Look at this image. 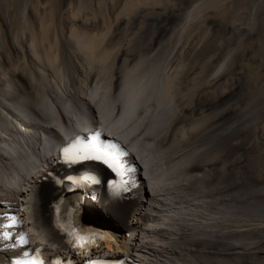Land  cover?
<instances>
[{
	"label": "bare ground",
	"instance_id": "bare-ground-1",
	"mask_svg": "<svg viewBox=\"0 0 264 264\" xmlns=\"http://www.w3.org/2000/svg\"><path fill=\"white\" fill-rule=\"evenodd\" d=\"M87 45L76 74L88 89L42 81L37 108L0 118V233H9L0 238V264L36 248L44 264H230L242 255V234L227 215L206 213L218 167L199 147L217 140L220 118H187L201 105L182 62L137 59L103 37ZM49 56L56 60L57 51ZM23 68L17 83L34 86L33 69ZM97 133L124 153L127 190L109 186L119 178L100 161L64 162L63 148ZM85 173L99 182L66 179Z\"/></svg>",
	"mask_w": 264,
	"mask_h": 264
},
{
	"label": "rangeland",
	"instance_id": "rangeland-1",
	"mask_svg": "<svg viewBox=\"0 0 264 264\" xmlns=\"http://www.w3.org/2000/svg\"><path fill=\"white\" fill-rule=\"evenodd\" d=\"M100 37L137 59L182 62L201 105L187 118H220L217 140L199 144L218 167L206 213L227 215L242 234V255L230 264H264V0H0V118L37 108L42 81L88 89L76 68ZM23 67L33 69L34 86L17 83Z\"/></svg>",
	"mask_w": 264,
	"mask_h": 264
},
{
	"label": "snow or ice",
	"instance_id": "snow-or-ice-1",
	"mask_svg": "<svg viewBox=\"0 0 264 264\" xmlns=\"http://www.w3.org/2000/svg\"><path fill=\"white\" fill-rule=\"evenodd\" d=\"M115 145H106L100 142L99 134L90 135L86 142H75L63 148L61 150L62 156L64 157L65 163H78L83 160H95L100 161L111 169L116 176L119 178L118 181H108L110 187H115V190H127L128 180V169L126 168L121 157L124 153L115 151ZM68 180H76L78 182H94L99 181L92 174L85 173L84 175L73 178L66 177ZM15 223L14 219L12 221ZM9 236L8 232L0 233V238L7 239ZM20 243L26 244L27 240L24 237L20 238ZM40 249L36 248L34 253L27 251L22 253V258L17 257L13 260V264H44L43 258L40 256ZM52 264H64V261L56 258ZM90 264H106L104 261H91Z\"/></svg>",
	"mask_w": 264,
	"mask_h": 264
}]
</instances>
